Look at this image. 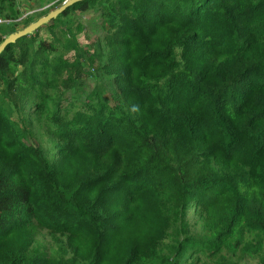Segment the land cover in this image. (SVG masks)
I'll return each instance as SVG.
<instances>
[{
  "label": "trees",
  "instance_id": "1",
  "mask_svg": "<svg viewBox=\"0 0 264 264\" xmlns=\"http://www.w3.org/2000/svg\"><path fill=\"white\" fill-rule=\"evenodd\" d=\"M64 1L0 0V44ZM255 260L264 0H85L0 55V264Z\"/></svg>",
  "mask_w": 264,
  "mask_h": 264
},
{
  "label": "rangeland",
  "instance_id": "2",
  "mask_svg": "<svg viewBox=\"0 0 264 264\" xmlns=\"http://www.w3.org/2000/svg\"><path fill=\"white\" fill-rule=\"evenodd\" d=\"M26 1L29 2V5L28 6L23 4ZM34 2L36 3V0H19V3L20 4L22 3L21 6L23 7V10H24L23 18L26 15L30 14V13L31 14H33L35 12L38 13V12H41V10H44V9H47V8L50 7V6H46L43 9H38V10H32V11H30V7L32 9V6L35 5ZM37 4H38V0H37ZM79 18L81 19V22H82V24L84 26V32L79 36V42H80V44L82 46H85V45H87V43H90L91 41H95L97 38H99L100 36H102L103 30H102V20H101L100 14H97V15L95 14L94 15L93 13H88L86 15L79 16ZM19 29H22V26H20ZM85 33H87L88 35L86 36ZM68 58L71 59L72 58V55H70ZM92 87H93L92 82L89 79H87L86 80V88L85 89L86 90H89ZM256 262L257 261L255 260L254 261V264Z\"/></svg>",
  "mask_w": 264,
  "mask_h": 264
},
{
  "label": "water",
  "instance_id": "3",
  "mask_svg": "<svg viewBox=\"0 0 264 264\" xmlns=\"http://www.w3.org/2000/svg\"><path fill=\"white\" fill-rule=\"evenodd\" d=\"M82 1L85 0H66L59 8L50 11L47 15L40 17L36 21L30 23L25 28L20 29L18 31L10 32L5 37L4 41L0 44V55L5 51V49L9 45L16 43L19 39L23 37L35 34L36 31H38L41 27L48 25L52 20H55L65 10Z\"/></svg>",
  "mask_w": 264,
  "mask_h": 264
},
{
  "label": "built area",
  "instance_id": "4",
  "mask_svg": "<svg viewBox=\"0 0 264 264\" xmlns=\"http://www.w3.org/2000/svg\"><path fill=\"white\" fill-rule=\"evenodd\" d=\"M31 14V13H30ZM30 14H28V15H30ZM27 15V16H28ZM24 18H26V16L24 17ZM14 21L13 20H11V19H7V18H0V26H2V25H10V24H12Z\"/></svg>",
  "mask_w": 264,
  "mask_h": 264
},
{
  "label": "bare ground",
  "instance_id": "5",
  "mask_svg": "<svg viewBox=\"0 0 264 264\" xmlns=\"http://www.w3.org/2000/svg\"><path fill=\"white\" fill-rule=\"evenodd\" d=\"M27 16V15H26Z\"/></svg>",
  "mask_w": 264,
  "mask_h": 264
}]
</instances>
